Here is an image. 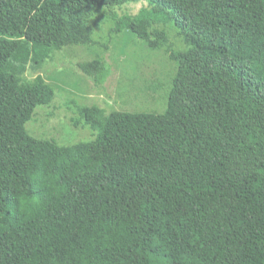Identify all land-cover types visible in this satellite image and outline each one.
Segmentation results:
<instances>
[{"label": "trees", "instance_id": "obj_1", "mask_svg": "<svg viewBox=\"0 0 264 264\" xmlns=\"http://www.w3.org/2000/svg\"><path fill=\"white\" fill-rule=\"evenodd\" d=\"M177 70L163 113L77 106L95 137L30 135L41 68L103 8ZM173 22L187 48L155 25ZM96 84L103 59L80 64ZM0 264H264V0H0Z\"/></svg>", "mask_w": 264, "mask_h": 264}, {"label": "rangeland", "instance_id": "obj_2", "mask_svg": "<svg viewBox=\"0 0 264 264\" xmlns=\"http://www.w3.org/2000/svg\"><path fill=\"white\" fill-rule=\"evenodd\" d=\"M147 2H130L122 7H103L92 18L93 42L90 45L64 47L54 52L41 68L28 67L23 79L38 74L53 87L49 104L35 108L26 123L28 133L39 139L71 145L94 139L92 130L80 117L77 106L97 105L110 113L115 110L163 113L177 63L170 59L166 46L153 49L128 29L114 32L115 16L136 14ZM173 43L174 50H184L180 29L173 23H160ZM103 59L110 73L96 84L80 67L81 63Z\"/></svg>", "mask_w": 264, "mask_h": 264}]
</instances>
